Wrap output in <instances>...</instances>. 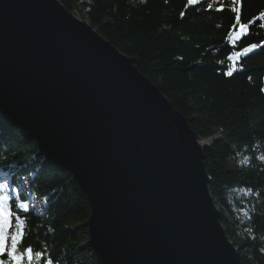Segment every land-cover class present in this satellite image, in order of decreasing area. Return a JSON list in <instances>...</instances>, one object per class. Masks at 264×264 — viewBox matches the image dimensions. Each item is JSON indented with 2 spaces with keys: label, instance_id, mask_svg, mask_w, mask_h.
Returning <instances> with one entry per match:
<instances>
[{
  "label": "water",
  "instance_id": "95a60500",
  "mask_svg": "<svg viewBox=\"0 0 264 264\" xmlns=\"http://www.w3.org/2000/svg\"><path fill=\"white\" fill-rule=\"evenodd\" d=\"M0 121L67 172L98 264H241L186 120L58 0H0Z\"/></svg>",
  "mask_w": 264,
  "mask_h": 264
},
{
  "label": "trees",
  "instance_id": "16d2710c",
  "mask_svg": "<svg viewBox=\"0 0 264 264\" xmlns=\"http://www.w3.org/2000/svg\"><path fill=\"white\" fill-rule=\"evenodd\" d=\"M58 1L127 57L207 144L208 189L226 237L239 249L241 264H264V161L258 158L264 156V48L240 59L236 67L243 71L224 74L232 51L264 39V21L255 20L252 34L233 47L227 39L235 22L231 0L191 6L187 0ZM241 4L242 22L264 11V0ZM0 172L20 200L27 202L22 182L30 197L43 201L42 216L23 214L22 243L42 252L33 264H98L88 245L86 197L69 173L44 160L32 139L2 121Z\"/></svg>",
  "mask_w": 264,
  "mask_h": 264
},
{
  "label": "snow or ice",
  "instance_id": "6c2138e0",
  "mask_svg": "<svg viewBox=\"0 0 264 264\" xmlns=\"http://www.w3.org/2000/svg\"><path fill=\"white\" fill-rule=\"evenodd\" d=\"M198 0H187L188 5L197 4ZM231 12L235 13V22L230 26L231 30L227 34V39L232 42L233 47L242 40L244 36L251 35L250 27L255 20L264 21V11L258 16L247 22H242V4L241 0H231ZM240 5V7H237ZM208 9H212V4L207 5ZM223 11V6L216 9ZM183 16V13H181ZM264 28V24L260 25ZM264 48V39L259 43H249L234 50L227 56V61L232 62L227 65L225 75L232 77L234 72L243 71L242 67L237 68L236 65L242 57H248L256 50ZM251 79V77H249ZM264 91V89H261ZM264 161V156L258 157ZM11 186L8 183L0 182V264H33V261L39 262L42 259V252L34 250L30 245H23V237L25 236L26 219L23 214L29 213L30 204L23 200H13L9 194ZM17 189L11 188V192L15 193ZM17 209L19 212H17ZM30 231V229H29ZM45 264H54V259H47Z\"/></svg>",
  "mask_w": 264,
  "mask_h": 264
},
{
  "label": "bare ground",
  "instance_id": "6f19581e",
  "mask_svg": "<svg viewBox=\"0 0 264 264\" xmlns=\"http://www.w3.org/2000/svg\"><path fill=\"white\" fill-rule=\"evenodd\" d=\"M20 189H22L21 187H19ZM38 209V204L35 206V211H37Z\"/></svg>",
  "mask_w": 264,
  "mask_h": 264
},
{
  "label": "rangeland",
  "instance_id": "374dc122",
  "mask_svg": "<svg viewBox=\"0 0 264 264\" xmlns=\"http://www.w3.org/2000/svg\"><path fill=\"white\" fill-rule=\"evenodd\" d=\"M21 184L25 187V184H24V183L21 182ZM32 208H34V207H32ZM39 210H40V209H39ZM37 211H38V209H37Z\"/></svg>",
  "mask_w": 264,
  "mask_h": 264
}]
</instances>
